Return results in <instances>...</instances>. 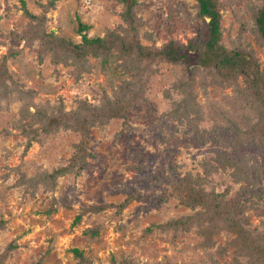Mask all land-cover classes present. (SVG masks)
I'll return each instance as SVG.
<instances>
[{
	"label": "rangeland",
	"instance_id": "obj_1",
	"mask_svg": "<svg viewBox=\"0 0 264 264\" xmlns=\"http://www.w3.org/2000/svg\"><path fill=\"white\" fill-rule=\"evenodd\" d=\"M134 1L140 46L159 49L174 40L185 50L199 37L194 0ZM260 3L237 0L221 11L220 45L251 51L264 76V49L251 32L252 11ZM121 14L115 0H0V80L6 83L0 89V264H235L243 251L223 218L199 231L191 225L197 209L171 195L169 182L182 177L228 203L237 201L238 218L264 244L260 92L247 94L248 105L257 107L244 114L245 123L249 117L256 126L247 136L250 127L237 139L217 124L227 117L223 112L238 115L234 101L246 84H255L254 73L227 79L201 71L200 85L184 93L176 88L183 64L159 62L149 73L136 50L121 59L113 49L106 63L87 57L81 66L55 56L53 40L81 43L80 24L88 38L112 31L126 37ZM188 53L195 65L199 52ZM186 100L190 112L177 111L175 105ZM86 105L104 115L88 127L82 168L40 183L44 173L71 164L82 142V131L74 128L86 116L77 110ZM50 109L74 111L78 118L70 119L71 127L66 122L32 139L39 121L33 124L27 113L42 117ZM238 141L247 145L236 148ZM218 153L233 160L218 163ZM130 194L136 196L119 211ZM96 227L98 233L91 234Z\"/></svg>",
	"mask_w": 264,
	"mask_h": 264
},
{
	"label": "trees",
	"instance_id": "obj_2",
	"mask_svg": "<svg viewBox=\"0 0 264 264\" xmlns=\"http://www.w3.org/2000/svg\"><path fill=\"white\" fill-rule=\"evenodd\" d=\"M115 1L122 5L121 17L124 23L127 25V28L124 29L126 37H121L116 31H112L107 32V35L102 38H88L87 35L83 33L84 30L88 29L87 26L80 24L78 27V32L81 36V43L74 44L71 42H63L62 40H53L52 49L55 56L59 60L63 61L64 59H68L73 61L74 64H77V66H81L82 63H85L87 61V57H91L96 60L100 59L102 62L106 63L108 61L107 58L109 57L113 49L117 50L118 54L116 55V57L121 59L126 57L127 54L131 53L130 51L136 50L139 53V57L137 58L138 62L144 63L148 68L149 73H152L159 62L183 64L182 66L184 74L178 80H176V88L179 87V92L184 93L192 92L196 83L200 85V81L197 78H199L198 75L199 73H201V71L210 74L216 73L219 76L223 75L227 79H236L238 76L248 78L250 75L249 73L253 72V80H255V84H246L247 88L245 90H241L237 97V100L234 101L236 103V110L238 111V115H236L235 117H231L235 113L230 116L229 112H223L222 115H227V117H221L222 122L217 121L218 126L223 132L234 133L237 139L242 138L245 134L244 128L250 127V129H252L251 131H247L245 136L253 131V128L256 126L251 127L254 124L250 126L251 123L249 122V117H246L247 125L243 119L247 107L248 111L252 114L253 111L255 112L257 108L250 107L248 105L247 94L248 92L249 94L250 92L252 94L260 92L261 94H257V99L261 101V106L259 104L257 105L258 108L261 107L264 110V105H262V101L264 99V96H262V94L264 95V76L262 75V72L258 70L257 60L251 51L246 52L242 49L228 50L220 45V39L222 35L221 11H223V9L227 6L230 7L234 5L237 0H233L232 2H225V0H194L196 19L198 20L197 29L202 27V30H195L199 37L192 40L193 42L190 41L189 46L187 45V48H185V50L182 44L174 40H170L169 42H167V44L159 49H153L154 47L145 48L140 46L136 42L138 25L135 22V19L137 18L135 14V1ZM260 2L261 3L255 7L254 11H252L251 32L253 33L257 42L264 49V0H260ZM205 18H208L209 22L206 23ZM122 29L123 28L121 27L120 30ZM189 48L199 52V57L194 62L195 65L190 63V56L188 53ZM4 61L6 62V60ZM66 62L67 61H65L64 63ZM4 66L5 65L3 64L2 67ZM5 72L6 70L2 71V73ZM3 88H6L5 80H0V89ZM18 93L20 94V92ZM237 103H239L238 106ZM175 106L178 107L177 111L179 112H190L189 109L191 104L187 100L185 103L181 105L176 104ZM79 110L86 113V116L83 120L85 121V123L77 124L78 128H74L76 131H82V142L80 145H77V150L71 158V164H69L68 169H55L51 174L44 173V180L40 183L43 184L45 179H47L48 181H54L58 174L63 172H68L70 170H75L77 172L82 168L85 159L88 157L89 154L86 150L87 144L89 142L88 127H91L94 123H99L100 121H102V115H104V113L101 112L100 108L90 105H86L84 106V108H78V113ZM40 113L38 111L34 113H27V115L29 114V116L33 118V124L35 123V121H39V126H37V128H34V131L31 133L32 139L41 138L42 136H48L51 131L58 129L57 127L62 126L66 122L69 123L66 125V128H68L69 126L71 127L72 124H70V121L72 120L70 119L73 117L78 118V113L73 111L68 115L63 112V109H58L57 111L50 109L49 113H47L48 115H43L42 117ZM116 115L117 114H115V116ZM40 117L41 119H39ZM31 120L32 119H30V123H32ZM260 123L261 122H259V124ZM260 127L262 128L261 131L264 137V124H260ZM217 132L218 128L217 130L213 131V133ZM28 134L29 133L26 132V135ZM235 144L236 148L247 145L242 144V142L240 141L236 142ZM262 144L264 145V142H262ZM215 158L218 163L227 161L228 165L229 162L233 160L231 154L228 153H218ZM235 166L236 164H233L232 168ZM44 184L47 185L46 183ZM168 187L171 189V195L173 194L172 196L177 198L180 204L189 207L191 210L197 209L195 214L192 215L193 219L191 220H193V222H191V225L192 227L197 228L199 231L207 232L209 221H213L214 223L217 217L223 218L222 221L227 227L226 229H229L230 232H234L236 234V237H238L237 243L240 246V249L243 251L242 256L239 255V258L235 259V264H264V244L261 243L258 236L250 233L247 226H245V221L241 218H238L239 216L236 212L240 211L237 210V201H235L234 203H228L226 200H224V197L219 196L218 194H216V192L211 191V193H207L203 190V188L199 187V183H189L183 177L180 179L172 180L171 182H169ZM135 196V194H130L126 198V200H124L118 206L119 211H122L126 207V205L134 199ZM225 205L227 207L226 209H223ZM223 214L227 215L228 217H224ZM82 215L83 214H79L75 218L73 222L74 225L80 223ZM98 229L99 227H96V230L94 232L91 231V234L96 235L98 233ZM72 253L82 263L85 262V259L80 251L74 249L72 250ZM243 257L244 259H246V261L243 260Z\"/></svg>",
	"mask_w": 264,
	"mask_h": 264
},
{
	"label": "water",
	"instance_id": "obj_3",
	"mask_svg": "<svg viewBox=\"0 0 264 264\" xmlns=\"http://www.w3.org/2000/svg\"><path fill=\"white\" fill-rule=\"evenodd\" d=\"M208 19V18H207Z\"/></svg>",
	"mask_w": 264,
	"mask_h": 264
}]
</instances>
